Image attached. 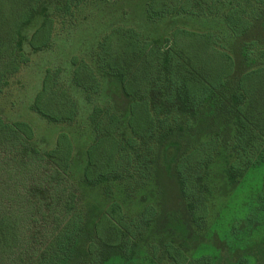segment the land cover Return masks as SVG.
Here are the masks:
<instances>
[{
    "label": "trees",
    "instance_id": "trees-1",
    "mask_svg": "<svg viewBox=\"0 0 264 264\" xmlns=\"http://www.w3.org/2000/svg\"><path fill=\"white\" fill-rule=\"evenodd\" d=\"M106 1L0 0V96L52 47L57 26L77 27ZM135 12V24L106 23L86 58L46 69L29 105L66 127L84 112L83 152L65 130L44 149L28 122L0 117V264L138 253L149 264H213L190 242L206 233L214 180L234 189L264 164V0H138ZM104 84L124 107L101 99ZM162 165L177 187L174 213L164 211Z\"/></svg>",
    "mask_w": 264,
    "mask_h": 264
},
{
    "label": "rangeland",
    "instance_id": "rangeland-1",
    "mask_svg": "<svg viewBox=\"0 0 264 264\" xmlns=\"http://www.w3.org/2000/svg\"><path fill=\"white\" fill-rule=\"evenodd\" d=\"M137 2L138 0L102 2L100 6L85 10L77 27L57 26L52 47L33 54L29 65L12 79L10 86L0 96V117L6 121L28 122L34 129L36 141L44 149L53 145L59 131L65 130L74 138L76 152H83L90 140L84 112L74 126L66 127L46 122L31 112L29 105L40 89L45 70L67 68L73 56L86 58L88 51L89 54L92 51L90 49L95 43L94 38L106 23L119 19L129 24L137 23ZM104 87L105 97L101 99H111L116 105L125 106L121 93L113 92L114 88H108L106 84ZM82 110L87 112L89 107L84 105ZM162 171L166 188L164 211L174 213L180 209L177 187L163 165ZM214 182L218 189L206 233L200 240L191 241V248L198 255H210L213 264H238L241 257L246 258L249 264H264V199L259 197L264 185V164L249 170L234 189H227L221 178ZM108 264L149 262L145 260L144 254L138 253L131 260L115 259Z\"/></svg>",
    "mask_w": 264,
    "mask_h": 264
}]
</instances>
